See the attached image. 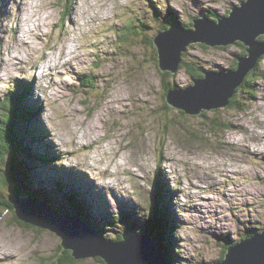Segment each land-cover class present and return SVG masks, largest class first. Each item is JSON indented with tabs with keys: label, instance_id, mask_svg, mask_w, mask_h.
<instances>
[{
	"label": "rangeland",
	"instance_id": "rangeland-1",
	"mask_svg": "<svg viewBox=\"0 0 264 264\" xmlns=\"http://www.w3.org/2000/svg\"><path fill=\"white\" fill-rule=\"evenodd\" d=\"M242 1L29 0L32 17L23 22L20 0H0V101L23 94L20 111L32 114L18 116L25 153L16 163L14 157L16 182L5 189L0 183V190L38 192L68 214L75 212L67 204L71 192L100 229L122 234L142 229L161 186L172 264L216 262L224 252L214 250L263 228L264 56L253 85L239 94L243 109L205 116L164 109L153 57V37L170 21L190 25L210 10L224 16ZM242 49L195 43L185 52L204 70L219 71L232 68ZM194 79L185 69L167 76L179 88ZM6 207L0 204V241L23 240L16 264H61L47 235L18 223Z\"/></svg>",
	"mask_w": 264,
	"mask_h": 264
},
{
	"label": "water",
	"instance_id": "water-1",
	"mask_svg": "<svg viewBox=\"0 0 264 264\" xmlns=\"http://www.w3.org/2000/svg\"><path fill=\"white\" fill-rule=\"evenodd\" d=\"M190 24L191 28L172 24L154 37V54L157 50L163 72L176 73L184 52L195 43L212 47L243 43L247 47L246 54L237 57L236 68L219 71L206 69L204 77L194 79L193 84L168 91L166 101L169 105L190 115H201L207 110L229 106L237 89L264 56V40L261 39L264 35V0H243L240 5L233 6L227 15L217 19L195 17ZM34 194L47 199L38 192L31 193ZM12 203L22 223L46 234L52 249L59 255L68 256L64 249L71 251L77 262L169 264L165 251L148 233L126 231L120 239V233L104 230V237L83 219L61 214L45 201H38L29 195H22ZM9 214L14 217L10 208ZM223 250L224 246L214 250L213 254ZM194 264H264V229L228 244L220 260Z\"/></svg>",
	"mask_w": 264,
	"mask_h": 264
},
{
	"label": "trees",
	"instance_id": "trees-1",
	"mask_svg": "<svg viewBox=\"0 0 264 264\" xmlns=\"http://www.w3.org/2000/svg\"><path fill=\"white\" fill-rule=\"evenodd\" d=\"M216 16L218 17V13L215 10H210V17L211 16ZM209 16V14H208ZM175 23L173 22H169L168 24L164 25L162 28H168L169 26H171L172 24H180L182 26L185 27H190V25H185L184 22L179 21V20H174ZM131 27L129 29H133V24L130 25ZM261 39L264 40V35L261 36ZM153 42H154V37H153ZM239 45H241L243 47L242 49V54H246V46L243 43H239ZM205 47H208L207 45H204ZM157 49V48H156ZM187 52V51H186ZM186 52H184L183 57H182V61L179 65V69H185L186 71H188L191 75L192 78H202L204 77V69L198 64V62H196L193 59H190L186 57ZM154 59L156 60L155 63L157 65V67H159L158 69L162 72V77H163V83L166 89L164 98H166L168 91L171 90L172 88L175 87L176 84H174V81H169L167 80V76L170 75H175L176 73H172L170 71H166L163 72L160 68L159 65V57H158V51L156 50V54L153 55ZM263 57L259 60V63L262 61ZM237 67V61H234L232 64V68H236ZM256 69V68H255ZM255 69H253L247 79L245 80L244 84L241 85L237 91L236 94L232 97L231 99V103L229 105V108L232 109H237V110H241L243 109V105L245 102L239 98V94L240 92L245 88L247 89V84H251V86L253 85L252 82H254V80L256 79L254 76L255 73ZM90 80V85L89 87H92L93 83H94V79L93 78H89ZM247 85V86H246ZM249 92V91H248ZM249 94L252 95V93L249 92ZM24 99L23 94L19 95V96H15L13 93L9 94V97L7 99H4L3 101H0V105L3 108V105L7 106L4 109L3 112V116L2 119L0 120V183H1V187H3V189H5V186L9 185V183H13L16 182L15 179H13L14 174L13 172L15 171L16 167L13 166L14 163V157H15V163L17 162V160L19 161V153L23 154L25 153V151H23L22 148H20L21 142H22V138L20 137V134L17 130V122H18V116L21 114L22 115V119L25 118H30L32 117L31 113H24L20 111V105H21V101ZM167 100V99H165ZM164 109H168L169 108V103L168 101H166V103H164ZM183 113V112H182ZM206 114L203 113V116H205ZM20 117V116H19ZM221 123V122H220ZM215 123V126H224V123L221 124ZM214 124V123H213ZM212 124V125H213ZM223 124V125H222ZM221 128V127H220ZM4 168H6L5 170V174L6 176L4 177V172L2 170H4ZM23 183V181L21 182ZM18 184V182H17ZM61 188H63L60 185ZM161 186H159L160 188ZM158 187H156L155 190V194L154 197L152 198V202L149 203V205L151 206V212L150 214H148L147 219L145 217V224H143L142 229H140L142 232L145 233H149L150 235H152L155 240L157 241V243L159 244V246L166 252L167 255V259L169 264H172V260L174 259L173 256V249H172V244L169 242V239L167 237L166 234V224H168L169 222V201L166 200L165 196L162 194V192L160 191ZM9 194L8 198H5L7 195ZM29 194L28 191L26 189H21L20 187H17L13 192H7V193H3L2 189L0 190V204L2 205H6L8 206L12 211H13V216L15 218V220L18 223L24 224L22 223L17 215L15 214V210H14V203H12V201L14 202V200L16 198L21 197L22 195H27ZM68 199V206L72 207L70 204L72 203L74 205V208L72 207V210L74 213H69L72 214L74 216L80 217L82 218L86 223L92 225L95 227V229L99 230L102 235L104 233V230L100 229V225L101 223L97 222L96 220H93L91 215L89 214V212L87 211V208L82 205L83 203L79 200V197L77 195H73V193H65ZM31 195V194H29ZM4 196V197H2ZM33 196V195H31ZM37 200L39 201H45L46 204L54 207L53 204H51L52 202L49 200H44L42 197H37L36 194H34V196ZM13 204H11L10 202ZM6 207V208H8ZM55 208V207H54ZM57 209L58 212H61L63 214H68V208L66 207H58L55 208ZM130 214H125L124 216H127ZM176 231V229H173L170 231V234L174 233ZM104 236V235H103ZM121 236V237H120ZM120 239L123 238V233L120 235ZM228 247V245H227ZM227 247L224 245V253L226 252ZM63 252H67L68 253V260L65 262V264H76L77 260L74 259V257L72 256L71 251L64 249ZM62 252V253H63ZM224 253L222 255L221 258L224 257ZM100 260H102L103 262H105L103 259L99 258ZM62 264V261H61Z\"/></svg>",
	"mask_w": 264,
	"mask_h": 264
},
{
	"label": "bare ground",
	"instance_id": "bare-ground-1",
	"mask_svg": "<svg viewBox=\"0 0 264 264\" xmlns=\"http://www.w3.org/2000/svg\"><path fill=\"white\" fill-rule=\"evenodd\" d=\"M29 4V0H20V5L22 6V9H25V6H28ZM26 10V9H25ZM26 15V17H24ZM25 15L22 17V21L25 22V21H30L31 17H32V12H31V9L30 10H26V13ZM45 20V19H44ZM75 20V19H74ZM76 22V21H75ZM22 25V24H20ZM74 25V24H73ZM78 25V24H77ZM23 26V25H22ZM21 26V27H22ZM31 32H36L35 29H31L30 30ZM27 40V39H26ZM24 41V40H23ZM31 43V42H30ZM29 45V48L32 47V45L28 44ZM31 50V49H30ZM28 54L30 55V52L28 51ZM58 58V57H57ZM24 61V60H23ZM22 61V62H23ZM27 61V60H26ZM56 63V62H55ZM55 63H52L51 61V67L50 69L52 70V67L54 66ZM44 66V65H43ZM43 68V67H42ZM52 72V71H51ZM41 74V73H40ZM43 76V75H42ZM33 87V86H32ZM24 92V91H23ZM25 98V97H24ZM34 101V100H33ZM40 101V100H39ZM52 137V136H51ZM204 201V200H203ZM207 201V200H205ZM213 203V202H212ZM1 230V229H0ZM11 236V235H10ZM18 237V236H17ZM16 236L15 237H9V238H6V239H9V242L7 244H4L0 241V256L4 255L5 254V258H1L0 257V264H16L18 262H20L19 260L22 258V255L24 252V242L22 239L20 238H17ZM0 238H3V237H0ZM6 239H3V240H6ZM2 240V239H0ZM8 241V240H7ZM22 247L20 249H22V252H18V249L17 247ZM12 256L13 258L15 259H12V258H9V256ZM21 264V263H20Z\"/></svg>",
	"mask_w": 264,
	"mask_h": 264
},
{
	"label": "flooded vegetation",
	"instance_id": "flooded-vegetation-1",
	"mask_svg": "<svg viewBox=\"0 0 264 264\" xmlns=\"http://www.w3.org/2000/svg\"><path fill=\"white\" fill-rule=\"evenodd\" d=\"M235 61H236V59H235ZM60 258V261H62V262H66L69 258L67 257V256H65V255H61V256H59Z\"/></svg>",
	"mask_w": 264,
	"mask_h": 264
}]
</instances>
